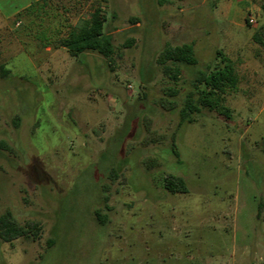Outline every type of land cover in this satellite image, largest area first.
<instances>
[{"label":"rangeland","instance_id":"rangeland-1","mask_svg":"<svg viewBox=\"0 0 264 264\" xmlns=\"http://www.w3.org/2000/svg\"><path fill=\"white\" fill-rule=\"evenodd\" d=\"M239 1L46 0L0 31V214L40 225L0 238V264H264V0ZM97 7L115 53L59 49ZM183 43L198 63L174 79L158 57ZM218 50L239 79L230 117L181 124ZM169 174L187 191H168Z\"/></svg>","mask_w":264,"mask_h":264},{"label":"trees","instance_id":"trees-1","mask_svg":"<svg viewBox=\"0 0 264 264\" xmlns=\"http://www.w3.org/2000/svg\"><path fill=\"white\" fill-rule=\"evenodd\" d=\"M46 0L41 3L37 2L28 7L24 12H33L38 6L44 7ZM264 10V4L262 5ZM22 12V13H24ZM18 14L20 18L21 14ZM106 16L102 13L100 7L95 12L80 19L75 25L68 26L67 33L62 36L56 45L65 47L72 57H80L86 52H97L105 57H111L115 53L113 37L104 31ZM247 24L250 25L248 18ZM42 45H49V39L43 36ZM253 40L264 45V35L260 30H256L252 36ZM131 39L128 44H132ZM217 58L220 61L214 68L208 70H200L196 73L192 90L187 94L183 107L180 111V122H193V114L201 112V108H208L211 111H217L227 118L230 117V109L224 104L225 95L228 90H236L238 86V75L236 73L233 60L225 55L221 50L217 51ZM159 63L164 65L167 70L172 72L174 79L178 78L181 72L180 65L185 64L194 66L198 63L196 51L193 43H183L180 45H166L160 52L158 57ZM169 63H171V66ZM169 64V66H168ZM3 76L8 75L9 69L0 67ZM164 106L174 108L176 102L164 101ZM165 188L172 192H186V181L182 176L169 174L164 180ZM105 196L104 200H107ZM96 215L101 218L100 210H96ZM40 225L37 221H26L21 223L14 213L10 210L0 214V238L3 241L10 242L19 237L32 236L37 239ZM55 240H50L48 247L50 248Z\"/></svg>","mask_w":264,"mask_h":264},{"label":"crops","instance_id":"crops-1","mask_svg":"<svg viewBox=\"0 0 264 264\" xmlns=\"http://www.w3.org/2000/svg\"><path fill=\"white\" fill-rule=\"evenodd\" d=\"M40 1L41 0H0V31L3 32L5 29L9 30V25L11 23L15 24V28H18L21 24V19L18 17V14L24 12L28 7ZM239 2H244V1L240 0ZM218 5L217 6L220 8H226L221 3ZM247 9L250 8L246 6V10ZM230 14L231 12L229 11L226 12L224 10L223 11L224 19L228 21L231 20ZM76 23H74V25ZM45 48L46 50L51 49L49 46H46ZM59 49L67 50L65 47H61V48L59 47Z\"/></svg>","mask_w":264,"mask_h":264},{"label":"built area","instance_id":"built-area-1","mask_svg":"<svg viewBox=\"0 0 264 264\" xmlns=\"http://www.w3.org/2000/svg\"><path fill=\"white\" fill-rule=\"evenodd\" d=\"M248 20H249L250 23H253L254 22L253 17L248 18Z\"/></svg>","mask_w":264,"mask_h":264}]
</instances>
